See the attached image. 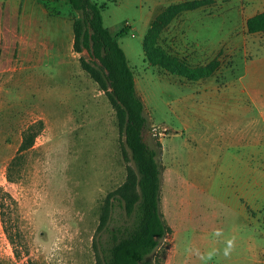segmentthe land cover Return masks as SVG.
Instances as JSON below:
<instances>
[{
	"label": "rangeland",
	"instance_id": "obj_1",
	"mask_svg": "<svg viewBox=\"0 0 264 264\" xmlns=\"http://www.w3.org/2000/svg\"><path fill=\"white\" fill-rule=\"evenodd\" d=\"M94 1L113 34L129 31L119 42L162 171L170 235L143 264H205L196 250L213 249L206 264H264V126L254 102L264 98V33L246 27L264 0H206L161 31L170 55L218 63L198 81L151 65L144 50L155 19L193 0ZM79 15L67 0H0V264H97L106 226L127 219L116 198L132 156L116 109L81 66L88 51L74 50ZM29 129L34 146L11 181ZM4 192L12 198L2 207Z\"/></svg>",
	"mask_w": 264,
	"mask_h": 264
},
{
	"label": "trees",
	"instance_id": "obj_2",
	"mask_svg": "<svg viewBox=\"0 0 264 264\" xmlns=\"http://www.w3.org/2000/svg\"><path fill=\"white\" fill-rule=\"evenodd\" d=\"M80 15L73 21L74 50H87L89 58L80 57L82 68L105 91L117 112L125 143L132 156L133 167H129L127 179L119 188L116 200L125 222L113 224L109 239L103 247L97 264H143L157 249L161 240L170 235L160 212V189L162 171L158 162V151L145 141L148 119L145 106L136 89L134 73L119 38L128 34L126 26L113 34L104 24L103 6L94 0H67ZM206 0L186 1L165 9L152 23L144 42L145 54L153 66L198 81L211 76L217 62L193 67L176 56H172L157 43L161 31L179 13L201 7ZM250 34L264 33V11L256 13L246 21ZM30 129L24 134L18 154L7 169V178L13 180L12 171L21 163L24 152L34 146V135ZM160 145V144H159ZM11 194L4 192L5 197ZM113 219V218H112ZM4 223L5 214L2 213ZM110 225V224H109ZM6 231L7 227H6Z\"/></svg>",
	"mask_w": 264,
	"mask_h": 264
},
{
	"label": "clouds",
	"instance_id": "obj_3",
	"mask_svg": "<svg viewBox=\"0 0 264 264\" xmlns=\"http://www.w3.org/2000/svg\"><path fill=\"white\" fill-rule=\"evenodd\" d=\"M220 234H221V230H217V231L215 232V235H220ZM233 250H234V238L231 239V240H229V241L227 242V246H226V247L224 248V250H223V255H224V257H225V258L229 257V256L231 255V253H232ZM189 251H193V250H192V249H189ZM217 253H218V250H216V249H213V250L209 251V252L206 253V254L199 253V251L196 250V254L200 257V259H201L202 261L205 262V264H206V262H207L208 260H211V259L213 258V256L217 255Z\"/></svg>",
	"mask_w": 264,
	"mask_h": 264
},
{
	"label": "crops",
	"instance_id": "obj_4",
	"mask_svg": "<svg viewBox=\"0 0 264 264\" xmlns=\"http://www.w3.org/2000/svg\"><path fill=\"white\" fill-rule=\"evenodd\" d=\"M253 15H255V14H253ZM253 15H251V16H253ZM251 16H249L248 18H250ZM254 102L258 104V106H259L258 109L260 110L259 114L261 116L260 119L256 120L255 122H258L259 124L264 126V98L262 96H259L256 98V100ZM246 111H248V110H246Z\"/></svg>",
	"mask_w": 264,
	"mask_h": 264
}]
</instances>
